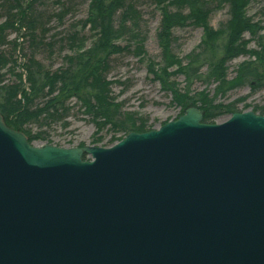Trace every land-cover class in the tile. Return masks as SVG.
<instances>
[{"label": "water", "instance_id": "95a60500", "mask_svg": "<svg viewBox=\"0 0 264 264\" xmlns=\"http://www.w3.org/2000/svg\"><path fill=\"white\" fill-rule=\"evenodd\" d=\"M204 114L109 149L33 146L0 115V264H264V116Z\"/></svg>", "mask_w": 264, "mask_h": 264}, {"label": "rangeland", "instance_id": "374dc122", "mask_svg": "<svg viewBox=\"0 0 264 264\" xmlns=\"http://www.w3.org/2000/svg\"><path fill=\"white\" fill-rule=\"evenodd\" d=\"M90 3L91 0H25L23 8L31 7L29 14L35 17V31L31 34L27 27L20 29L19 23L16 22L17 30L7 29L5 32L7 43L2 48L3 55L16 61V66L9 62L2 67L0 88L20 84L18 76L23 73L24 85L25 65H29L30 61L37 64L43 72L56 74L68 68L80 54L88 51L97 40L94 32L85 25ZM130 4L129 7L133 9H125L120 14L118 24L122 15L126 20L130 18L131 21L126 23V26L132 32L116 42L117 47L124 52L115 54L108 60L109 68L104 77L106 82L111 84L106 98L115 117L110 122L99 120L98 117L97 122L101 124L99 129L93 115L88 113L83 104L77 99H70L65 106L66 112L55 121H47L45 117H41L23 127L32 135L41 136V140H35L33 143L40 144L38 146L53 145L62 148L109 149L129 134L118 130L120 124L130 127L134 123L136 128L145 130L141 133H146L177 120L192 106L205 113L204 120L207 109L203 108L201 103L196 104L200 94H207L209 101L215 106L236 104L238 113L254 112L264 116V87L253 89L251 82H248L242 87L225 91L218 88L216 81L207 77L206 68L203 69L200 79H188L185 75L173 74L177 73L178 65L173 64L172 60L166 61L163 48L159 46L157 39L163 19L162 8L168 6L173 12L189 16L190 9L187 6L173 5V0L167 1L165 6H158L156 0H138ZM3 5L4 1L0 0V26L10 22L12 16L19 15L17 11L9 12ZM206 11L207 25L214 31H226L232 19L230 4L221 3L220 0H206ZM246 17L262 28L260 35H263L264 0H248ZM171 33L174 41L170 54L186 68L189 56L198 50L205 38L204 27L189 19L184 25L174 28ZM243 40L247 43L248 50L260 51L257 39L249 33L243 36ZM249 62H255L254 67H263L253 56L232 59L226 64L228 81L236 79L240 67ZM172 64L175 66L167 68ZM164 69L171 75L170 83L175 84V89L182 94H189L195 102L187 101L183 103L186 106H182L175 100L173 91L163 86L157 76L152 74V71L162 74ZM43 102L42 100L39 106H43ZM230 118L231 115H224L212 124H221ZM10 119L14 120L13 117ZM13 130L22 132L19 129ZM27 138L29 140L28 136ZM29 143L32 145L30 140ZM83 159L91 160V156L85 154Z\"/></svg>", "mask_w": 264, "mask_h": 264}, {"label": "trees", "instance_id": "16d2710c", "mask_svg": "<svg viewBox=\"0 0 264 264\" xmlns=\"http://www.w3.org/2000/svg\"><path fill=\"white\" fill-rule=\"evenodd\" d=\"M9 12L17 11V16H12L10 22L0 26V73L2 67L11 62L14 66L16 61L5 57L2 48L5 46V32L7 29L17 30L15 23H19V28L27 27L29 33H34L35 17H31V7L23 8L25 0H1ZM138 0H91L89 14L85 25L89 26L96 35L97 40L93 46L86 52L80 54L73 60L70 66L59 71L56 74L43 72L35 63L25 65L26 83L23 85V74H19L20 84L0 88V114L4 116L7 124L13 129H19L24 132L32 143L35 140L42 139L40 135H32L29 131L23 129L33 120L44 119L55 121L66 112L65 106L70 99H77L83 104L89 114L93 115L96 125L101 128L97 121H112L115 117L114 112L108 106L107 98L111 84L104 79L105 73L109 68L108 60L115 54H121L123 49L117 47L116 42L132 32L127 28L126 23L131 20L122 15L120 24L118 20L120 14L129 7L132 2ZM169 0H156L158 6H165ZM174 4H182L190 9L189 16L181 12H173L168 6L162 8L163 19L161 27L157 34L159 46L163 48V55L166 61L172 60L173 64L178 65L177 73L185 75L188 79H200L204 68L208 70L207 77L217 82L218 88L230 91L251 82L253 89L264 87V34L260 35L262 28L253 24L246 17V7L248 0H220L221 3H228L232 10V19L228 23L226 31H214L207 23L208 13L206 11V0H173ZM3 5V6H4ZM16 17V18H15ZM194 20L197 25L204 27L205 38L198 50L188 58L189 64L185 68L170 54V47L174 38L172 31L178 26H182L187 20ZM135 23L134 26H136ZM19 29V30H20ZM249 33L257 39L260 51H251L247 49V43L243 36ZM30 34V35H31ZM138 39V35L136 36ZM17 47V45H16ZM142 53V52H139ZM240 56H253L256 62L263 67H254L253 63H245L240 69L236 79L228 81L226 75V64L232 59ZM168 65L167 68L175 65ZM35 67V68H34ZM157 76V80L163 86L169 87L175 94V100L183 105L184 102H195L189 94H182L175 89V84L170 83L171 75L167 69L162 74L152 71ZM161 75V76H160ZM3 76L0 74V81ZM1 83V82H0ZM107 97V98H106ZM197 103H201L203 108L207 109V115L204 118L205 124H212L224 115H233L238 113L237 105L230 104L222 107L213 105L207 94H200ZM43 106H39L41 101ZM192 102V103H193ZM38 103V104H37ZM195 104V105H196ZM209 110V112H208ZM108 112V114H107ZM13 117L14 120H11ZM99 117V118H98ZM120 132H145L131 124L126 127L120 124ZM147 130V129H146Z\"/></svg>", "mask_w": 264, "mask_h": 264}]
</instances>
